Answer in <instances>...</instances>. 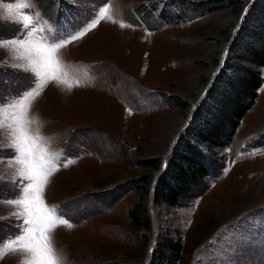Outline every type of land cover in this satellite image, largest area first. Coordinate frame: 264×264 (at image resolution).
I'll list each match as a JSON object with an SVG mask.
<instances>
[{"label":"rangeland","instance_id":"rangeland-1","mask_svg":"<svg viewBox=\"0 0 264 264\" xmlns=\"http://www.w3.org/2000/svg\"><path fill=\"white\" fill-rule=\"evenodd\" d=\"M188 1L198 0H31L34 8L20 10L39 14L34 39L49 45L78 33L103 7L111 17L58 50V75L66 83L37 85L39 94L29 102V131L42 137L58 168L44 189L45 205L72 225L49 233L64 264H151L160 232L182 246L178 258L162 264H264V66L252 104L220 151L222 160L206 163V176L175 205L150 199L160 166L211 75L212 67L198 85L197 64L215 54L209 39L218 26L232 21L226 10L177 8ZM19 2L0 0V38L24 35L12 18ZM25 55L0 47V105L32 87L33 74L16 66L27 65L15 59ZM174 97L188 101L183 111ZM0 123V200L6 201L27 181L16 174L18 165L10 166L16 155L11 130L2 115ZM150 157L159 160L158 169L144 165ZM68 160L74 162L64 167ZM133 206L144 207L148 228L132 226ZM16 211L0 203V241L20 232ZM28 258L8 252L0 264Z\"/></svg>","mask_w":264,"mask_h":264},{"label":"trees","instance_id":"trees-1","mask_svg":"<svg viewBox=\"0 0 264 264\" xmlns=\"http://www.w3.org/2000/svg\"><path fill=\"white\" fill-rule=\"evenodd\" d=\"M177 8L194 13L226 10L232 21L218 26L214 37L209 39L215 46V54L197 64L198 85L207 78V69H213L186 127L175 138L169 157L161 166L156 157L144 163L150 171L159 166L161 169L153 184L151 202L155 198L170 206L189 192L193 184L201 182L207 174L206 163L222 160L220 151L252 104L264 66V0H198L180 3ZM165 9L160 11L162 17ZM219 49L223 51L221 60ZM172 102L182 111L188 103L185 99L180 103L178 97L172 98ZM261 140L264 142V135ZM128 218L132 226L148 228L144 207H131ZM181 251L179 238H170L167 232L156 233L151 264L178 258Z\"/></svg>","mask_w":264,"mask_h":264},{"label":"snow or ice","instance_id":"snow-or-ice-1","mask_svg":"<svg viewBox=\"0 0 264 264\" xmlns=\"http://www.w3.org/2000/svg\"><path fill=\"white\" fill-rule=\"evenodd\" d=\"M26 7L34 8L31 0H20L16 5V15L12 17L22 25L24 35L11 39L0 38V47L11 45L14 49L19 48L25 51V56L15 57V59H26L27 65L17 64L16 66L23 67L34 77L30 89L25 90L18 97L11 98L5 105H0V115L3 116L4 121H7V127L11 130L9 146L16 154L10 162V166L18 165L16 174L27 181L26 184L20 186L19 193L13 199L0 200V203L14 206L17 211L13 215L17 219L23 220V223L18 225L20 227L18 234L0 241V258H3L8 252L20 251L29 257L25 264H64L62 256L52 246L49 233L58 225H65L69 228L72 225L56 215L55 206L45 205L44 189L49 177L58 168L51 155L41 146L42 137L38 134L34 136L29 131L28 125L31 123L28 119L29 102L39 94L36 90L37 85L42 88L48 80L66 83L58 75L62 70L57 57L58 50L95 29L105 17L109 19L111 17L109 9L103 7L78 30V33H73L60 42L49 45L34 39L32 30L42 18L38 13L29 16L20 11ZM7 11L12 13L13 9L9 8ZM120 26L124 27L125 24L121 23ZM68 86L71 87V85ZM7 109H11V111L9 112ZM2 126L3 124L0 123V127ZM73 162L68 160L63 166L67 167Z\"/></svg>","mask_w":264,"mask_h":264}]
</instances>
